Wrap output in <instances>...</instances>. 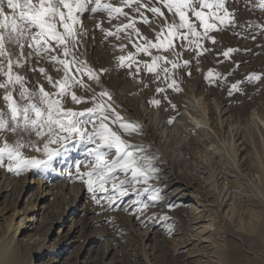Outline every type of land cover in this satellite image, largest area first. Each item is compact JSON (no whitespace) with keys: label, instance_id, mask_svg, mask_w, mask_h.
I'll list each match as a JSON object with an SVG mask.
<instances>
[{"label":"rangeland","instance_id":"rangeland-1","mask_svg":"<svg viewBox=\"0 0 264 264\" xmlns=\"http://www.w3.org/2000/svg\"><path fill=\"white\" fill-rule=\"evenodd\" d=\"M101 2L121 7L123 12H127L135 20L139 35L132 29H121L119 39L116 36L105 38V33L96 27L98 23L102 28L115 32L116 26L127 24L128 19L119 14L109 18L106 12L92 14L82 20L89 34L78 46L79 52L84 54L80 58L86 60L100 76L103 87L112 93L116 111L142 126V135L123 134L122 138L132 144L143 145L145 154L157 158L153 163L160 169V178L150 183L162 187L163 199L139 219L131 212L123 211L124 205L136 199L134 193L118 201L121 205L118 210L109 211L103 199L105 193L98 192L102 203L97 205L86 185L68 176L69 171L75 173V162L84 161L87 149L93 145H69L71 150L56 156L50 169H31L19 175L7 171L5 160V166L0 167V183L11 184L8 185L9 192L0 193L3 196H0V208L7 207L4 212L8 217L15 207L27 212L30 217L24 226V235L20 237L22 245L17 246L16 237L11 240L0 214L1 259L14 254L15 264H264V180L258 172L262 166L260 161L264 159L261 153L264 142L259 132L264 127V7H261V0H225L226 8L233 13L235 24H218L222 30L209 33L216 38V43L202 39L201 49L194 46L181 48L180 45L186 42L177 38L171 50L151 49L153 55L168 56L179 64L168 74V80L164 79L165 74L161 70L165 66L163 62H158L157 72L161 78L156 80V74L148 72L141 63H151V58L143 52L137 53L134 46L144 43L145 38L155 43V33L160 31L159 25L163 21L154 19L153 14L144 8L142 11L149 19V26L134 11V3L128 7L122 5L121 0ZM140 2L146 4L147 0ZM156 6L160 5L157 3ZM161 10L171 20L167 9ZM189 17L198 24L191 13ZM197 30L203 31L199 27ZM128 33H131V40ZM120 44L125 45L123 51L118 47ZM203 48L210 51L203 52ZM228 48L239 51L226 58L223 52ZM11 51L19 53L16 47ZM29 51L24 49L25 54ZM173 51L181 55L175 57L171 54ZM197 51L201 52L200 56H197ZM129 52L134 57L125 63L131 62V67H120L116 58L121 55L127 57ZM56 54L63 58L62 51ZM185 60L189 61L187 67L183 66ZM29 61L25 63L21 59L20 65L13 67V72L25 77L28 82L26 87L31 88L39 82L45 85L46 90H52L45 78L38 71H31V68L44 67L54 79H60L63 73L56 70L60 66L35 56L30 57ZM138 65L141 70L137 73ZM167 67L171 68V65ZM101 69L108 71L101 72ZM209 70H212L209 77L212 83L205 79ZM252 73L260 79L249 81L247 78ZM4 79L0 74V81ZM173 79L182 91H175V86L168 87ZM83 80L95 92L101 91L86 75ZM238 81L241 82L238 84L239 90L232 89L231 86ZM18 87L13 92L17 100ZM157 87L166 91L158 93ZM73 90L78 96L92 95L84 88L76 87ZM3 92L0 89V110L7 112ZM152 99L160 100L159 106L151 104ZM169 101L176 107L172 108ZM64 105L76 111L92 106L91 103L74 104L70 96L65 98ZM155 111L159 113L166 129L181 118L192 125L187 128L180 121L182 137L200 138V143L191 144L192 155L183 152L185 142L180 141L179 145L178 135L172 136L157 125ZM141 116H145V119L142 120ZM196 116L200 119L197 120ZM173 117V122L168 123ZM87 127L91 129V125ZM215 130L218 133L215 134ZM0 137H6L11 144L18 134L2 132ZM23 138L29 139L26 134ZM31 139L36 138L33 136ZM23 152L25 156H39L31 148ZM183 157H186L185 161ZM196 162L201 166L191 171L192 167L198 165ZM86 170L82 165L81 171ZM117 175L119 179L124 178L123 174ZM25 181L27 184L33 182L27 193L19 198L18 193ZM46 186L51 187L53 195L44 202H41V198L35 199L37 189L42 191ZM106 187L109 189L108 194H111V182ZM32 199L36 202L35 210L30 205ZM143 199L147 200V194ZM245 205L253 206L255 215L249 214ZM44 206L47 208L38 211L39 207L41 209ZM1 210L0 213H3ZM153 213L156 215L148 219ZM163 215L170 219L161 220L160 216ZM73 216L74 222L71 220ZM248 221L250 231L247 230ZM169 225L172 226L171 235L168 234ZM106 247L109 250L113 248L109 255H105Z\"/></svg>","mask_w":264,"mask_h":264},{"label":"snow or ice","instance_id":"snow-or-ice-1","mask_svg":"<svg viewBox=\"0 0 264 264\" xmlns=\"http://www.w3.org/2000/svg\"><path fill=\"white\" fill-rule=\"evenodd\" d=\"M121 3L128 7L134 3V11L140 15L144 24L151 26L142 11L144 8L153 14L154 19L163 21L159 25L160 31L155 33V43L145 38L144 43L134 45L137 53L143 52L151 58V63L148 61L141 63L148 72L156 74V80L161 78L157 72L158 62L165 65L161 69L165 74V80L169 79L168 74L179 67V64L170 60L168 56L153 55L151 49L171 50L174 48L173 41L177 38L186 42L180 45L181 48L194 46L201 49L202 39L216 43V38L209 33L213 30H222L218 28V24L222 26L235 24L233 13L226 8L225 0H156V3L147 0L146 4H142L140 0H121ZM157 3L160 6H156ZM261 7H264V0H261ZM162 8H166L171 14V20L165 16ZM103 12H106L109 18H112L113 14H119L129 21L127 24L117 25L115 32L102 28L98 23L96 27L105 33V38L116 36L119 39L121 29H132L139 35L135 20L129 17L127 12L110 3H102L101 0H0V74L6 78L0 81V89L4 90L3 100L8 109L7 112L0 110V133L18 134V138L11 144L6 137H0V167H4L7 160V171L16 175L31 169L48 170L56 156L71 150L69 145H93L87 149L84 161L75 162V173L69 171L68 176L85 184L97 205L102 203V199L98 198V192L105 193L103 199L109 211L118 210L121 207L118 201L134 193L136 199L124 205L123 211L131 212L139 219L150 207L163 199L162 187L150 183L160 178V169L153 163L157 158L145 154L143 145L132 144L122 138L123 134L142 135V126L137 121L127 120L116 111L112 93L103 87L100 76L86 60L80 58L84 54L78 50L83 38L89 34V30L83 26V18ZM189 13L195 17L198 24L190 19ZM198 27L203 31H198ZM128 38L131 40V33H128ZM13 47L19 49L18 54L11 51ZM118 47L121 51L125 49L124 44ZM25 48L31 51L25 54ZM202 50L210 51L208 48ZM59 51H62L63 58L56 54ZM236 51L239 49L228 48L223 52V56L227 58ZM171 54L175 57L181 55L176 51ZM200 55L201 52L197 51V56ZM33 56L60 66L56 69L63 73L60 79H54L44 67L31 68V71L34 73L38 71L45 78L52 90H46L45 85L39 82L31 88L26 87L28 82L25 77L13 72V67L20 65L21 59L29 63V58ZM133 57L134 54L129 52L127 57L121 55L116 59L120 67L130 68L131 62L127 64L125 62ZM169 64L171 68L167 67ZM188 65L189 61L185 60L183 66ZM140 70L138 65L136 72ZM85 75L101 88L99 93L84 83ZM211 75L212 70H209L205 79H209ZM253 78L260 79L255 73L250 74L247 79L251 81ZM212 82L209 79V83ZM239 83L241 82L233 84L231 88L239 90ZM17 85L18 100L13 96ZM76 87L84 88L92 95L78 96L73 90ZM168 87L182 91L174 79ZM156 91L159 93L166 90L157 87ZM229 94L231 95V91ZM69 96L74 104L91 103L92 106L82 111L65 107L64 100ZM150 103L159 106L160 100L152 99ZM169 104L172 108L176 107L171 101ZM173 119L174 117L170 118L168 123L171 124ZM88 125H91V129L87 127ZM25 134L29 139L23 138ZM33 136L35 140L31 139ZM26 148H31L39 156H25L23 150ZM82 165L86 171H81ZM118 173L123 174L124 178L119 179ZM109 182L111 194H108L109 189L106 187ZM146 194L147 200L143 199ZM155 215L153 213L148 219ZM160 219L166 221L170 217L163 215ZM141 223L144 224V221L141 220ZM168 234H172L171 225L168 227Z\"/></svg>","mask_w":264,"mask_h":264},{"label":"bare ground","instance_id":"bare-ground-1","mask_svg":"<svg viewBox=\"0 0 264 264\" xmlns=\"http://www.w3.org/2000/svg\"><path fill=\"white\" fill-rule=\"evenodd\" d=\"M96 22V21H95ZM89 25V24H88ZM91 27H93V26H91ZM95 28V27H94ZM136 109H137V107H136ZM139 109V108H138ZM140 112V111H139ZM156 112V111H155ZM154 112V113H155ZM137 113V112H136ZM141 113H143V112H141ZM148 114V113H147ZM189 114V113H188ZM140 115V114H139ZM153 116V115H152ZM155 117H154V119H156L157 120V125L161 128V129H164V131H168L169 133H171V135L173 136V135H178L179 136V140L177 141L178 143H179V145H180V141L181 142H185V150H183V152H186V154L187 153H189L188 155H192V151H191V144H198V143H200L199 141V139H198V137H196V138H190V139H187L186 137H182V135H183V130H182V125L180 124V121L181 122H183V118H181V119H179L171 128H168V129H166L167 127H165V124H163V121H162V118H159L160 117V115H159V113L158 112H156V114L154 115ZM145 116H141V119L142 120H144L145 118H144ZM187 118H188V116H187ZM192 118H195V117H192ZM208 118V117H207ZM152 119H153V117H152ZM151 119V120H152ZM196 119L197 120H199L198 118H197V116H196ZM202 119V118H201ZM203 119H206V118H203ZM247 119V118H246ZM148 120V119H147ZM194 120V119H193ZM209 120V119H208ZM262 120H263V118H262ZM195 122H196V120H194ZM250 121V120H249ZM201 122V121H200ZM151 123V122H150ZM149 123V124H150ZM153 123V122H152ZM155 123V122H154ZM184 123V126L185 127H190V126H192L188 121L187 122H183ZM202 123V122H201ZM205 123V122H204ZM209 123V122H208ZM200 124V123H199ZM257 124V123H256ZM201 125V124H200ZM257 125H259L260 126V124L258 123ZM256 125V126H257ZM264 125V124H263ZM153 125H151V127H152ZM156 126V125H155ZM149 127V126H148ZM145 128H146V126H145ZM156 128V127H155ZM210 128V127H209ZM259 128H262V126L261 127H259ZM150 129H154V128H150ZM149 130V129H148ZM204 130L205 131H207V132H210L207 128H204ZM218 130V129H217ZM215 130V134L216 133H218V131H220V130ZM151 131V130H150ZM154 131H155V129H154ZM160 131H162V130H160ZM261 131V133H260V135H261V137H262V140H263V142H264V127H263V129H260L259 130V132ZM157 135V134H156ZM171 135H169V136H171ZM171 136V137H172ZM177 136V137H178ZM157 137V136H156ZM158 138V137H157ZM176 138V137H175ZM145 139V138H144ZM153 139H155V136L153 137ZM187 139V140H186ZM151 142H152V140H151ZM183 144V143H182ZM148 146V145H147ZM184 146V145H183ZM194 150V149H193ZM201 150V149H200ZM181 150H179V152H180ZM258 151V150H257ZM181 153V152H180ZM194 153V152H193ZM261 153H263V156H264V147H263V150L261 151ZM181 154H183V153H181ZM184 155V154H183ZM185 156V155H184ZM184 158V157H183ZM261 158V157H260ZM185 159H186V157L184 158V160L183 161H185ZM258 159V158H257ZM262 159V158H261ZM200 160V159H199ZM259 160V159H258ZM190 161V160H189ZM197 161H198V159H197ZM188 162V161H187ZM186 162V163H187ZM216 162V161H215ZM199 162H196L195 164H198ZM260 163H262V166L261 167H259L258 168V172L260 173L259 175H260V178L261 179H263L264 180V159H263V162L262 161H260ZM194 164V163H193ZM258 165V164H257ZM199 166H201L200 164H198V165H195L194 167H192L190 170L191 171H193V169H196L195 167H199ZM203 166V165H202ZM259 166V165H258ZM208 168V167H207ZM193 173V172H192ZM182 174V173H181ZM9 181V180H8ZM22 181V180H21ZM1 182H2V179H1ZM11 182V181H10ZM9 182V183H10ZM32 182L33 181H29L28 182V184H27V182L25 181V182H22L23 183V189L21 188V191H19V198L22 196V194L23 193H27V191H28V187H30L31 185H32ZM14 183V182H13ZM7 184V183H6ZM11 184V183H10ZM10 184H7V185H5V183L2 185V183H0V193L1 192H6V191H8L9 190V187H8V185L10 186ZM16 184V183H15ZM39 184H40V182H39ZM5 185V186H4ZM13 185V184H12ZM12 185H11V187H12ZM21 185V184H20ZM22 186V185H21ZM226 186V183L224 184V186L223 187H225ZM14 187V186H13ZM11 189V188H10ZM19 189V188H18ZM52 189H51V187L50 186H46L45 187V189H43L42 191H41V189L40 188H38L37 189V191H36V194H35V199H37V198H41L42 199V201L41 202H44L45 200H48V197L49 196H51V195H53V192H50ZM9 192V191H8ZM55 194V193H54ZM7 195V194H6ZM0 196L1 197H3L1 194H0ZM56 196V195H55ZM54 196V197H55ZM33 198V197H32ZM17 199V198H16ZM35 199H32L31 200V203H30V205L32 206V209H34L35 210V208H36V202H34V200ZM15 204V203H14ZM16 206V205H15ZM246 206V210L249 212V214H251V215H255L254 213L256 212V210H254V208H253V206H247V205H245ZM14 208V207H13ZM45 208H47V206H44L43 208L41 207V209H40V207H39V209H38V211L39 210H44ZM2 209V210H1ZM7 209V207H3V208H0V210L1 211H3V213H0L1 215H2V217H3V219H4V224H5V229H6V232L9 234V235H11V240H14V238L16 237V239H15V242H16V244H17V246H21L22 245V239H20V237L22 236V235H24V226H25V224H26V222H27V219H28V217H30V216H28V214H27V212H25V211H22V210H18V208L17 207H15V209H13L14 210V212L11 214V216L10 217H8V216H5L6 215V213L4 212L5 210ZM35 213V211L33 212V214ZM68 219V218H67ZM33 220H34V216H33ZM71 220L74 222V216L73 217H71ZM249 221H250V219H249ZM247 222V230L248 231H250V222ZM26 227V226H25ZM7 235V234H6ZM148 238H149V236H148ZM3 239H5V238H3ZM149 240V239H148ZM187 241V240H186ZM215 244H216V242H214ZM113 249V248H112ZM112 249L111 250H109L108 249V247H106L105 248V255L107 254V255H109L110 253H111V251H112ZM15 251V250H14ZM4 252V251H3ZM45 253V252H44ZM10 255H12V254H10ZM14 255V254H13ZM13 255L12 256H9L8 258H6V259H1L2 258V253H0V264H15L14 262H15V259H14V257H13ZM17 255V254H16ZM145 255V254H144ZM147 256V255H146ZM4 257V256H3ZM146 258V257H145ZM147 259V258H146ZM18 261V260H17ZM104 264V263H103ZM105 264H107V263H105Z\"/></svg>","mask_w":264,"mask_h":264}]
</instances>
